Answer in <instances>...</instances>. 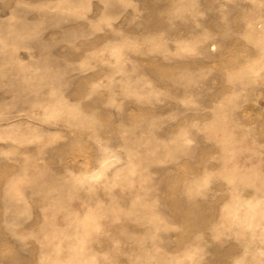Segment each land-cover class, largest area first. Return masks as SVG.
I'll return each mask as SVG.
<instances>
[{
	"label": "rangeland",
	"instance_id": "rangeland-1",
	"mask_svg": "<svg viewBox=\"0 0 264 264\" xmlns=\"http://www.w3.org/2000/svg\"><path fill=\"white\" fill-rule=\"evenodd\" d=\"M0 264H264V0H0Z\"/></svg>",
	"mask_w": 264,
	"mask_h": 264
}]
</instances>
